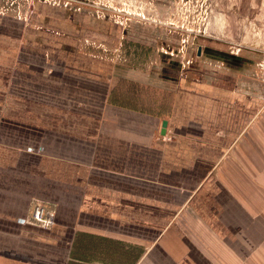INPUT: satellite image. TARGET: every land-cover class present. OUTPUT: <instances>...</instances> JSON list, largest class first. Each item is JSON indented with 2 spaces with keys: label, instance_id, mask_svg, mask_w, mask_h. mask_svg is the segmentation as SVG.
<instances>
[{
  "label": "crops",
  "instance_id": "crops-1",
  "mask_svg": "<svg viewBox=\"0 0 264 264\" xmlns=\"http://www.w3.org/2000/svg\"><path fill=\"white\" fill-rule=\"evenodd\" d=\"M255 5L254 30L214 28L197 50L229 68L202 87L197 66L160 114L110 100L119 80L156 77L131 70L126 30L85 0H0V264H264ZM36 201L53 227L21 223Z\"/></svg>",
  "mask_w": 264,
  "mask_h": 264
},
{
  "label": "rangeland",
  "instance_id": "rangeland-1",
  "mask_svg": "<svg viewBox=\"0 0 264 264\" xmlns=\"http://www.w3.org/2000/svg\"><path fill=\"white\" fill-rule=\"evenodd\" d=\"M85 1L99 17L111 19L126 30L120 53L121 59L129 63L131 70H150L156 77L150 89L149 84L144 86L139 82L134 86L130 82V86L125 84L123 88L120 84L122 80H119L110 100L114 102L116 95L121 104L123 102L160 114L170 110L173 89L182 82L184 86L191 83V74L197 70V66L203 79L200 82L202 87L211 85V79L218 76L221 70L219 67L222 70L229 68L230 61L221 59L225 57L222 53L208 51L198 60L197 50L206 47L212 29L223 31L226 28L228 33L231 30L238 33L243 29V24L254 30L257 22L255 0ZM232 46L215 51H230L238 55L240 47ZM211 56L215 57L213 62H226V65L215 67L214 63L207 61L213 58ZM124 65L121 64V67L124 68ZM169 140L165 137L163 141Z\"/></svg>",
  "mask_w": 264,
  "mask_h": 264
},
{
  "label": "built area",
  "instance_id": "built-area-1",
  "mask_svg": "<svg viewBox=\"0 0 264 264\" xmlns=\"http://www.w3.org/2000/svg\"><path fill=\"white\" fill-rule=\"evenodd\" d=\"M56 212L36 201L28 219L22 220V224H30L40 228H51L55 225Z\"/></svg>",
  "mask_w": 264,
  "mask_h": 264
},
{
  "label": "water",
  "instance_id": "water-1",
  "mask_svg": "<svg viewBox=\"0 0 264 264\" xmlns=\"http://www.w3.org/2000/svg\"><path fill=\"white\" fill-rule=\"evenodd\" d=\"M167 127H168V122L167 121H164L163 124H162V135H165L166 134V131H167Z\"/></svg>",
  "mask_w": 264,
  "mask_h": 264
}]
</instances>
